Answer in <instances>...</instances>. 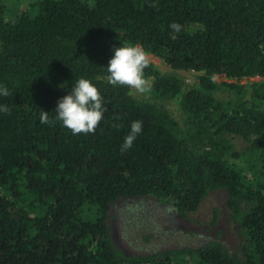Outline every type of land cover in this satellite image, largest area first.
Returning <instances> with one entry per match:
<instances>
[{
	"label": "trees",
	"instance_id": "trees-1",
	"mask_svg": "<svg viewBox=\"0 0 264 264\" xmlns=\"http://www.w3.org/2000/svg\"><path fill=\"white\" fill-rule=\"evenodd\" d=\"M33 9L12 24L0 0V86L9 92L0 105L10 109L0 112V264H264V0H40ZM124 44L205 73L185 88L151 62L144 70L156 99L180 104L187 132L107 81ZM216 74L262 81L218 84ZM80 78L106 111L94 134L74 136L55 110ZM224 89L237 100L216 99ZM42 111L54 122L40 123ZM133 121L142 132L121 152ZM218 191L241 232L236 253L212 240L137 256L114 241L111 211L121 200L155 199L186 219Z\"/></svg>",
	"mask_w": 264,
	"mask_h": 264
},
{
	"label": "rangeland",
	"instance_id": "rangeland-1",
	"mask_svg": "<svg viewBox=\"0 0 264 264\" xmlns=\"http://www.w3.org/2000/svg\"><path fill=\"white\" fill-rule=\"evenodd\" d=\"M40 0H3L4 18L9 23H16L26 12L36 14L33 6ZM92 3L94 0H82ZM150 62L162 73L177 77L185 88H197L199 78L204 72L174 70L156 56L149 55ZM214 80L218 84L234 83L224 75L216 74ZM240 83V82H238ZM253 81L240 84L251 86ZM151 88V82H150ZM215 98L221 101H236L238 96L228 90H219ZM138 102L152 103L167 111L179 127L187 132L186 116L180 104L174 100L156 99L152 89L147 94H135ZM246 100L250 99V94ZM230 142L242 153L245 142L232 138ZM247 158H250L247 156ZM243 167L253 164L251 159L238 161ZM110 225L117 246L130 255L148 256L166 250L180 248H198L212 240H221L232 253L242 246V236L238 226L232 220L227 209V194L218 191L211 194L196 213L182 218L177 211L151 198L125 199L117 202L111 211Z\"/></svg>",
	"mask_w": 264,
	"mask_h": 264
},
{
	"label": "clouds",
	"instance_id": "clouds-1",
	"mask_svg": "<svg viewBox=\"0 0 264 264\" xmlns=\"http://www.w3.org/2000/svg\"><path fill=\"white\" fill-rule=\"evenodd\" d=\"M170 28L174 33H179L182 25L173 22ZM113 53L106 68L107 81L113 86H127L129 95L149 93L150 81L145 77L144 70L150 65V57L144 48L140 45L124 44L115 47ZM0 95H9L8 89L0 86ZM105 111L103 97L95 85L88 79L80 78L74 83L70 94L57 101L55 120L60 121L62 126L70 130L74 136L94 134ZM0 112L10 114V109L7 105H0ZM53 122L49 120L47 112L40 113V123ZM113 127L119 126L114 124ZM141 132L142 121H133L129 134L124 137L121 152L131 148Z\"/></svg>",
	"mask_w": 264,
	"mask_h": 264
},
{
	"label": "built area",
	"instance_id": "built-area-1",
	"mask_svg": "<svg viewBox=\"0 0 264 264\" xmlns=\"http://www.w3.org/2000/svg\"><path fill=\"white\" fill-rule=\"evenodd\" d=\"M231 81H234V82H245V81H253V82H261L262 81V78H260L259 76H256V77H251V78H244L240 81H237V80H232Z\"/></svg>",
	"mask_w": 264,
	"mask_h": 264
}]
</instances>
